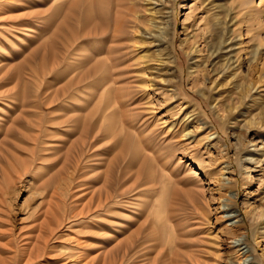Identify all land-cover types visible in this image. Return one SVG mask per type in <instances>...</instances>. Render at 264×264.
<instances>
[{"label": "rangeland", "instance_id": "374dc122", "mask_svg": "<svg viewBox=\"0 0 264 264\" xmlns=\"http://www.w3.org/2000/svg\"><path fill=\"white\" fill-rule=\"evenodd\" d=\"M240 2L252 17L239 18ZM162 4L124 0L128 11H139L134 33L116 35L110 21L112 31L92 39L89 18L101 26L116 0H0V60L21 61L8 82L9 109H24L10 127L0 124V264H24L23 249L35 244L42 250L30 264H264V218L253 214L264 209V119L244 128L264 113V45L253 54L264 35L252 27V18L264 20V0ZM212 4L234 9L237 18L233 26L223 23L233 45L224 58L236 62L228 77L239 73L236 86L244 76L257 87L233 119L190 77L194 36L214 38L217 30ZM20 15L26 17L3 20ZM166 15L172 29L161 43L152 36ZM62 22L68 29L60 44ZM92 46L117 53L116 68L110 63L101 75L70 85ZM170 56L177 64H164ZM236 86L219 87L221 106L236 102ZM72 114L77 119L68 122ZM100 126L106 133L97 138ZM189 169L197 179L185 180ZM102 171L110 185L93 178ZM196 183L204 191L199 202L186 194ZM127 226L136 232L130 249L105 257L113 246L105 235Z\"/></svg>", "mask_w": 264, "mask_h": 264}, {"label": "bare ground", "instance_id": "6f19581e", "mask_svg": "<svg viewBox=\"0 0 264 264\" xmlns=\"http://www.w3.org/2000/svg\"><path fill=\"white\" fill-rule=\"evenodd\" d=\"M152 1H153V5L156 7L160 6V5H161L160 7H162V5H163L162 0H152ZM207 1H210V0H207ZM245 5H246V3H244V4L241 3L240 7H243V8H241L240 11L242 9H243V11L246 10ZM211 7H213L212 9L216 11V13L214 12V14L212 13V15H211L212 21L213 22L215 21V24L218 28L216 27L217 30H216V33L214 35V38H208V36L206 37L207 34L204 35L205 33L203 34V38H202V36H200L199 33H197L199 35L194 36L195 39H194V42H192L191 48H190V55L192 56L193 61H194L192 66L190 67V69H191L190 70V77H195V85L194 86H195L196 91L201 93L208 100L212 101V103L215 104L214 108L218 112L222 113L225 111V113L228 114V117L233 119L231 117V115L236 112L239 103L240 102L242 103L244 100L251 97L253 90H256L257 87H255V83H249L248 81H246V77H244V76L241 77V79L239 80V82L241 81V84L239 86H236L235 85L237 83L236 81L238 80V77L240 76L239 73L229 74V77H230V79H229L228 73L230 72V70L232 71L231 67L236 62L231 63L230 59L225 60V58H224L225 57L224 52L225 51L227 52L229 49L231 51V49L233 48L232 44H227V40L225 38L228 34H226V36H225L224 31L226 29H228L227 27H225V26H227V21H228V25L231 24V26H233L234 23L237 21V18L235 16H233L234 14L232 15V12L234 11V9L233 10L227 9L224 5H214V4H212ZM148 11L149 10L146 9V12H148ZM138 13H139V11H137L136 8H135V11L134 10L128 11L127 8H125L124 0H116V9L114 11V14L112 16L102 18V20L100 22H103V24L101 26L97 27L94 25L95 19L93 16L89 18L86 35L88 38H92V39H96L98 37L106 36L110 31H112L111 25H109L110 21H113V23H114V28H113L114 34H116V35L133 34L135 29L137 28L138 21L140 20V16H138ZM241 13H242V11H241ZM28 16H30V15H28ZM237 16H238V14H237ZM244 16L249 17L250 14L248 12H245V13L243 12L242 15L240 14L239 18L244 17ZM24 17H26V16L20 15V17H18V16L6 17L3 20H6V21L7 20H10V21L11 20H19V19H22ZM250 17H252V15ZM171 18L172 17H170L169 15L163 16L162 21H164V22H161L160 25L155 26V28L158 29V31H157V35L152 36V38L154 37L156 40H158L161 43H166L168 41L169 31H170V29H172V28H170V26H171L170 19ZM242 19L243 18H241V20ZM252 19L254 20V21L253 20L252 21L255 23L252 27L255 26L256 27L255 29L260 32L258 34V37L260 39L264 35V20L261 18L260 19L252 18ZM223 20L225 22H223ZM246 20H247L246 22L249 21L248 19H246ZM210 21L208 23H211ZM152 22H154V21L152 20ZM223 23L225 24V26ZM251 23L252 22H250V25H251ZM66 24L67 23H65V22H62V24H59V27H58L59 31L57 30V32H56V39L60 44L63 43V39L61 37L64 34H65L64 39H66V30L68 29ZM205 24L207 25V23H205ZM207 26H209V25H207ZM251 29H253V28H251ZM146 34L147 33H145V35ZM228 39H230V38H228ZM173 40H174V38L173 39L171 38L172 43H173ZM186 42H188V41H185L182 43H186ZM263 45H264V41H260L258 48L255 49V51L253 53L254 56L257 54V51L260 48H262ZM117 47H119V45ZM45 49H46L45 45H42L37 51H43ZM91 49H92L93 53H91L90 56L84 57V59L86 58V63L84 65V67L86 69L83 72H79L74 76L72 75L73 77L71 76L72 78L69 80L70 85L77 86L79 84H82L84 82V80H86V78H88V76L96 75V74L101 75L104 67L106 65H109L110 63L112 64V67L114 69L116 68L118 60L120 59L119 58L120 56H118L117 53L112 52L114 54H111V55L105 54V53H102L101 50H96L97 49L96 46H92ZM37 51L32 54V57H34L36 55ZM21 52H23V51H21ZM201 56L203 57L202 59H201ZM62 58H64V57L61 54L59 64L61 63ZM172 59H173V57L170 56L168 62L164 61V64H169V65L170 64L171 65L177 64V60L175 58L173 60ZM164 60H165V58H164ZM224 60L226 62H224ZM3 61H6V62L3 63ZM19 65H21V61H19V59L15 58V57H13V58L9 57L7 59L0 60V124H2L3 126H7V127L11 126L13 119L15 118L14 117L12 119V117L19 112V110L13 109L14 111L12 113L10 111L11 108L9 109L11 91L8 87L9 86L8 82L17 73V69H19ZM263 72L264 71L262 70V73L259 75V80L264 78ZM71 74H72V72H71ZM226 79L227 80L229 79V80L227 81L226 84H223L224 82H226V81H224ZM221 80H223L224 82L222 83ZM86 81H88V80H86ZM258 83H260V82L258 81ZM232 85H233V87L236 86L239 89V91L237 93V97H233V100H236V102H234L232 104L224 103L223 106H221L220 102H222V100L221 101L219 100V102H218V100L215 98V97H217V93L220 91V88L231 87ZM170 86L172 87L173 85L171 84ZM215 90H217V91L215 92ZM96 93H95V95H96ZM214 93H216V94H214ZM102 97H104V96H102ZM224 99H226V98H224ZM258 103H259V106L264 104L259 100H258ZM24 108H26V107H24ZM23 111H24V109L22 108V110H20L19 114L21 115ZM85 111H87V110H85ZM74 112H76V110ZM68 115H69V113H68ZM221 117L223 119L226 118L224 116H221ZM79 118H81V117H79ZM75 119H77V116H75V114H72V115H70L68 122H71L72 120H75ZM231 119H229V120H231ZM263 119H264V113H262L261 116L258 117V119H257L256 115H252L251 118L244 124V128L246 130H248L251 127H254L255 125L258 124L257 120L263 121ZM141 130H140V133H141ZM104 133H106V131L104 130V128L102 126H100V129H97L94 132V135L97 138H100V137L104 136ZM215 134H216V132L213 134H210L208 136V138L211 139V137H213V135H215ZM84 138H86L88 140L87 134H84L83 138L81 140H84ZM214 141H215V143H218V140L214 139L213 142ZM214 144H212V145H214ZM144 157H147V156L144 155ZM95 161L96 162H102V163L105 162L104 159H102L101 161L96 159ZM104 166L105 167L107 166V162L104 163ZM246 173H248V172H246ZM93 178H98L99 182L101 180H103L104 186L111 184V181H109L108 174H106L104 171L99 172ZM188 179H193V180L197 179V175H196L195 170H193V169L188 170V174L185 176V180H188ZM185 180H184V182H185ZM129 190L130 189H128L127 192ZM187 191H188V193H186L187 196L190 197L194 202H199L204 195L203 188L198 183L193 184L191 186V188H189V190H187ZM253 214L256 215L257 219H263L264 218V209H257L254 211ZM129 230H130V227L127 226L124 229H122V232L119 234L107 235L108 234L107 233L105 235L106 239L109 240L110 243L113 245L109 249V251L105 253V255H104L105 257H108V256L113 255L115 253H119L120 251L126 252L127 250L130 249L129 245L131 244L132 237L136 232L131 231L130 234H128ZM116 235H118V236H116ZM38 243H40V242H38ZM29 247L31 248V246H29ZM30 248L23 249V250H26L25 251L26 253H24V264H30L31 260L33 259V255H35L36 253L40 252V250H42V247L40 244H37V245L35 244V245H33V247L31 249ZM75 257H76V255H72V256H70V259H74ZM85 260H88V259H84V261ZM67 264H72V263L68 262ZM73 264H80V263H73ZM88 264H89V262H88ZM191 264H199V263L194 262ZM243 264H245V262Z\"/></svg>", "mask_w": 264, "mask_h": 264}]
</instances>
